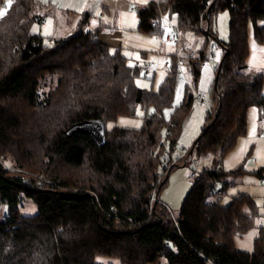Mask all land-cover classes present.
<instances>
[{"label":"trees","instance_id":"trees-1","mask_svg":"<svg viewBox=\"0 0 264 264\" xmlns=\"http://www.w3.org/2000/svg\"><path fill=\"white\" fill-rule=\"evenodd\" d=\"M34 3L12 0L0 18V204L9 207L0 220V264H99L98 255L122 264H264V226L254 221V197L234 196L227 204L210 199L217 180L241 171L219 166L246 133L249 107L258 105L264 115V73L248 71L246 62L250 22L264 41V0H151L137 11L143 31L163 33L162 22L152 25L149 18L167 13L176 14L180 37H205L189 56L193 90L170 118L163 111L173 105L176 54L157 90L141 88L135 82L141 67L84 27L90 13L73 34L45 43L29 30ZM223 10L229 12L227 39L217 24ZM211 44L222 50L215 67ZM206 59L214 69L205 89L209 106L197 142L178 161L212 153L215 165L199 170L176 216L159 197L173 161L166 147L176 148L201 92L194 80ZM138 105L155 109L140 128L106 127L119 115H136ZM85 120L103 121L104 138L66 133ZM257 172L262 178L264 168ZM25 198L36 203L35 214L20 213ZM253 227L252 249H239L235 236Z\"/></svg>","mask_w":264,"mask_h":264},{"label":"rangeland","instance_id":"rangeland-1","mask_svg":"<svg viewBox=\"0 0 264 264\" xmlns=\"http://www.w3.org/2000/svg\"><path fill=\"white\" fill-rule=\"evenodd\" d=\"M49 2H52V0H47V2H42V0L36 1L32 10L33 20L29 26L30 32L42 37L45 43H49L52 39L58 38L57 36H64L68 33L73 34L76 32V30H71L75 23L74 10L71 9L73 13L63 12L59 10L60 7L58 6H50ZM81 2L86 5L90 3V0H87V3H84L83 0ZM108 5L112 6H104L102 11L103 15H101V11H99V14L96 13V16L100 17L101 22L99 25L101 29L98 32L99 38L110 45L112 52L116 50L122 51L126 55L130 65H138L141 67L140 74L135 78L136 85L148 90H157L166 78L171 64L175 61V54L177 55L176 90L173 105L164 108L163 111L164 116L170 118L174 108L185 102L186 92H192L193 90L192 85L191 87L188 85L190 83H188L184 70L185 65H181L178 59L179 52L176 47L179 46L181 37L175 40V27L177 25L176 14H172L170 17L166 13L167 19L161 24L163 33H153L143 31L139 28L137 7L142 4L135 5L133 3L130 7H125L119 3ZM91 8L93 10V7ZM7 9L8 5L5 0V4L0 6V10H6L7 12ZM92 10H89V12L94 15ZM217 24L219 35L221 38L227 39L229 34L228 10H223L218 13ZM169 34L172 37L167 40ZM199 36L202 37L201 35ZM248 42L249 53L246 57V62L249 67L248 71L264 73V41H260L256 37L254 26L251 22L248 28ZM211 52L212 56L217 53V57L212 62L215 67L219 59V46L217 44H211ZM146 63L150 65V70L148 71L145 69ZM188 66L190 67V65ZM213 79L214 75L211 72L210 76H205L204 78L200 76L197 82L193 80L199 90H205L208 89V85L212 83ZM154 111L153 105L147 107L138 105L136 115H119L116 119L106 122V127L108 129L115 126L140 128L144 123L145 116L152 114ZM191 113L192 107L185 118L184 131ZM259 115L260 109L258 105H251L248 109L246 133L241 135L236 144L225 153L219 166L225 172H229L234 168H240L241 171L236 173L237 175H223L222 179L217 180L215 182V193L210 199L220 198L222 204H227L234 196L242 194L252 195L257 206V214L254 221L256 224L264 226V175L261 178V175L257 172L258 169L264 168V132L261 125L258 124ZM202 116L201 113L200 117ZM253 129H255L254 132ZM187 144L181 134L176 148L170 149V147H166V154L168 157L171 156L174 161L169 165L168 181L159 191L160 200L166 203L168 208L176 216H179L185 196L194 182L189 177L190 173L193 170H201L202 168L213 167L215 165L214 155L212 153L200 156L193 155L188 159L186 164L184 163L185 160L178 161L186 153L187 148L190 147ZM5 162L10 163L9 159H6ZM37 210L36 203L31 198H25L20 208V213L23 215H32ZM8 212L9 207L7 202H2L0 204V220H3L8 215ZM257 234V227L237 234L235 236L236 246L239 249L251 250L253 240ZM96 261L99 264H122L119 258L106 255H98ZM159 264L164 263L162 261Z\"/></svg>","mask_w":264,"mask_h":264},{"label":"crops","instance_id":"crops-1","mask_svg":"<svg viewBox=\"0 0 264 264\" xmlns=\"http://www.w3.org/2000/svg\"><path fill=\"white\" fill-rule=\"evenodd\" d=\"M35 3L34 5L36 4ZM151 1V0H147V2L145 3L144 0H90V3H94V4H90L87 3L86 5L83 4L81 2V0H57L56 3L53 2H49L50 6L54 7V6H58L60 7L59 10L63 11V12H68V13H73L72 10H74V25L71 28L72 31L74 30H78L79 28V23L82 19V17L84 16V14L86 13H90L89 10H92L91 7H93L92 12L94 13V15L92 13H90V17H88V22L87 24L84 25L85 28L91 29L93 31H95L96 33L99 32V30L101 29V27H99L100 25V17L96 16V13L99 14V11H101V15H103V7L104 6H112V5H108V4H121L124 5L125 7H130L131 5H133V3H135V5L138 4H142V5H138L137 7V11L143 7H145L147 5V3ZM161 1V0H158ZM71 5V6H69ZM85 5V6H84ZM62 8V9H61ZM77 8H82V11H77ZM54 16V15H53ZM138 16V13H137ZM139 19V17H138ZM71 33V32H70ZM220 34V33H219ZM70 35L69 33L64 35V36H57V37H66ZM99 36V34H98ZM205 37L202 36L200 37L197 34H193V33H182L181 34V38H180V42H179V46L176 47V49L179 52V56L178 58H180V61H182V65L184 66V70L186 72L187 75V79H188V83H191V74H190V68L188 65H190V58L191 57H195L198 52L199 49L202 47L203 43H204ZM177 44V43H176ZM220 49V53H219V59L218 62L220 60V56H221V48ZM191 56V57H189ZM215 57H217V53L213 56V59H215ZM212 59V62H213ZM204 61V60H203ZM214 65V64H213ZM216 66V64H215ZM212 72V75H214V69L213 67L209 64V63H205L201 65V76L204 78L205 76H210ZM191 76V77H190ZM209 86V85H208ZM202 91V90H201ZM205 116V111L204 108L199 104L198 98L196 96L193 104H192V113L190 115V118L186 124V129L185 131L183 130V140L185 141V143H188L187 145L190 146L192 143V141H194V139L199 135L202 127H203V123H204V118L203 116L200 117V115ZM190 144V145H189ZM182 157V156H181ZM174 161V160H173Z\"/></svg>","mask_w":264,"mask_h":264},{"label":"built area","instance_id":"built-area-1","mask_svg":"<svg viewBox=\"0 0 264 264\" xmlns=\"http://www.w3.org/2000/svg\"><path fill=\"white\" fill-rule=\"evenodd\" d=\"M212 1V0H210ZM165 15L164 14H161L160 16H155V17H150L149 18V23L152 24V25H156L160 22H163L165 20ZM176 37L175 40H178L180 38V33L179 31L177 30V28L175 29V35ZM171 35L169 34L168 37H167V40L171 39ZM211 46V45H210ZM205 63H209L210 61H208L207 59L204 60ZM168 64V62H167ZM150 68V65L148 63L145 64V69H149ZM209 93H210V90H202L200 93L197 94V98H198V101H199V104L207 111V107L209 106ZM258 123L260 125H263L264 126V115L263 116H260L258 118ZM201 177V171L199 170H193L191 173H190V178L195 181V180H198L199 178ZM155 199V193L152 194V200ZM175 222L176 224L178 225V218L176 217L175 218Z\"/></svg>","mask_w":264,"mask_h":264},{"label":"water","instance_id":"water-1","mask_svg":"<svg viewBox=\"0 0 264 264\" xmlns=\"http://www.w3.org/2000/svg\"><path fill=\"white\" fill-rule=\"evenodd\" d=\"M220 67H221V64H220ZM218 74H219V71L216 74V84H217ZM104 127H105V124L103 121L85 120V121L76 122L70 125L67 128L66 133L68 135H73L74 133L78 131H85V132H89L93 134L96 139H102L104 138ZM198 136L196 137L194 142H197ZM193 149H194V145L191 148V151H193Z\"/></svg>","mask_w":264,"mask_h":264},{"label":"snow or ice","instance_id":"snow-or-ice-1","mask_svg":"<svg viewBox=\"0 0 264 264\" xmlns=\"http://www.w3.org/2000/svg\"><path fill=\"white\" fill-rule=\"evenodd\" d=\"M42 2H47V0H42ZM53 3H56L57 0H52ZM84 3H87V0H83ZM144 2L146 3L147 0H144ZM6 3L8 5V7L11 6V3H12V0H6ZM71 6V5H69ZM77 11H82L83 9L82 8H77L76 9ZM6 14V10H0V18H2L4 15ZM165 19H167V17H165ZM255 131V129H253V132Z\"/></svg>","mask_w":264,"mask_h":264},{"label":"bare ground","instance_id":"bare-ground-1","mask_svg":"<svg viewBox=\"0 0 264 264\" xmlns=\"http://www.w3.org/2000/svg\"><path fill=\"white\" fill-rule=\"evenodd\" d=\"M165 24V23H164ZM158 25H160V24H158ZM210 50V49H209ZM212 57V56H211ZM180 62V61H179ZM213 67V66H212ZM150 70V69H149Z\"/></svg>","mask_w":264,"mask_h":264}]
</instances>
